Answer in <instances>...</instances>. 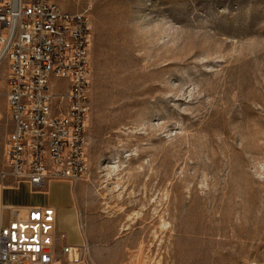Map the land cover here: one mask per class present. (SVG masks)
Segmentation results:
<instances>
[{
  "label": "rangeland",
  "instance_id": "1",
  "mask_svg": "<svg viewBox=\"0 0 264 264\" xmlns=\"http://www.w3.org/2000/svg\"><path fill=\"white\" fill-rule=\"evenodd\" d=\"M54 1L92 24L87 170L51 182L57 231L71 186L85 260L264 264V0Z\"/></svg>",
  "mask_w": 264,
  "mask_h": 264
},
{
  "label": "built area",
  "instance_id": "2",
  "mask_svg": "<svg viewBox=\"0 0 264 264\" xmlns=\"http://www.w3.org/2000/svg\"><path fill=\"white\" fill-rule=\"evenodd\" d=\"M92 24L54 0H0V62L7 65L4 100L12 130L0 160L10 177L42 188L75 183L87 170L89 48ZM67 82L65 88L58 86ZM64 86V85H62ZM56 212L33 206L0 225V264H55ZM67 264L85 261L84 245L62 244Z\"/></svg>",
  "mask_w": 264,
  "mask_h": 264
},
{
  "label": "crops",
  "instance_id": "3",
  "mask_svg": "<svg viewBox=\"0 0 264 264\" xmlns=\"http://www.w3.org/2000/svg\"><path fill=\"white\" fill-rule=\"evenodd\" d=\"M63 85H67L66 81L62 82ZM2 92V87L1 91ZM4 112L5 116L3 117L0 111V119L3 120L4 130L0 132V160L3 159V150L6 142V137L8 132L12 130V122L9 118L8 111L4 104ZM53 183H48L46 186L42 188H33L26 182H19L16 185L14 181L8 177L5 179L3 184H0V225H5L8 221L13 217L14 213H23L27 208L33 206H50L55 209L56 212V231H57V218L58 212L57 208L50 203L48 199L49 196V188L52 186ZM70 186V185H69ZM70 202H69V209L70 213L68 214V221L73 230L75 236L71 239H67V235L65 232H58L63 233L65 235L64 239L57 240V245H62L64 243L71 244V245H82L84 244V240L80 235V227L76 224L75 218L72 214V197H71V186H70ZM56 245V246H57ZM58 252V261L55 264H67L66 258L64 255L60 253V249ZM79 264H98L93 263L90 259H86L84 262Z\"/></svg>",
  "mask_w": 264,
  "mask_h": 264
}]
</instances>
